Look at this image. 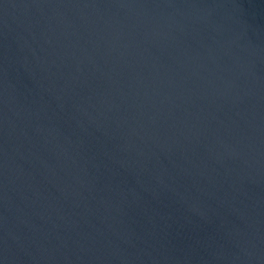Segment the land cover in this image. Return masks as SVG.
I'll return each mask as SVG.
<instances>
[{"label":"water","instance_id":"1","mask_svg":"<svg viewBox=\"0 0 264 264\" xmlns=\"http://www.w3.org/2000/svg\"><path fill=\"white\" fill-rule=\"evenodd\" d=\"M0 264H264V0H0Z\"/></svg>","mask_w":264,"mask_h":264}]
</instances>
